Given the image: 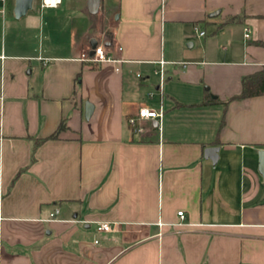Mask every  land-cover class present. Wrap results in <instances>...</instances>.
Here are the masks:
<instances>
[{
    "label": "crops",
    "instance_id": "1",
    "mask_svg": "<svg viewBox=\"0 0 264 264\" xmlns=\"http://www.w3.org/2000/svg\"><path fill=\"white\" fill-rule=\"evenodd\" d=\"M104 2L122 63L80 60L87 0L37 2L38 48L6 42L14 0L0 13V264H264V95L234 99L264 68V0ZM161 58L187 65L159 88ZM141 107L163 114L138 133Z\"/></svg>",
    "mask_w": 264,
    "mask_h": 264
},
{
    "label": "built area",
    "instance_id": "2",
    "mask_svg": "<svg viewBox=\"0 0 264 264\" xmlns=\"http://www.w3.org/2000/svg\"><path fill=\"white\" fill-rule=\"evenodd\" d=\"M62 3V0H38V6L39 9H47V8H57L60 4ZM6 5V0H0V13L4 14V8ZM199 36H203L204 32L199 31L198 32ZM245 37L247 36V30ZM121 47H117V51H121ZM80 60L89 64H102V63H122V60H115L112 58L106 51L105 46L102 44H96V46L91 49L87 53H82ZM157 65V68L152 71V74L157 76L160 80L159 83V88L162 85L163 79H164V74H165V66L168 64L171 65H179L182 67H185L187 64L185 62H176V61H166L165 59L161 58L157 62H155ZM118 71L119 69H115ZM136 78L140 79L141 75L139 73L136 74ZM148 97H152V94H148ZM162 109L160 108L159 110H154L149 107H141L137 110V114L135 117H132L128 120V124L138 133L143 132V122L147 120H156L160 121L162 117ZM58 213V210H55L52 214H50V218L52 219L56 214ZM177 216L180 217V219H183V212H178ZM96 230L98 232H110L112 231V228L110 224L108 223H99L96 226ZM96 243V242H95Z\"/></svg>",
    "mask_w": 264,
    "mask_h": 264
},
{
    "label": "rangeland",
    "instance_id": "3",
    "mask_svg": "<svg viewBox=\"0 0 264 264\" xmlns=\"http://www.w3.org/2000/svg\"><path fill=\"white\" fill-rule=\"evenodd\" d=\"M71 1V0H69ZM113 3L115 4L117 0H112ZM37 2L38 0H34L33 2V7L34 10L28 11V16L32 15V14H36L38 9H37ZM72 5L74 3H71ZM66 3H64V7L65 8ZM104 9H105V13L109 11V7L107 4V0H105L104 2ZM65 10V9H64ZM108 10V11H107ZM103 10H100V14L102 15ZM72 13V12H70ZM77 15V14H76ZM100 15H95L94 17H90L89 15H85L84 16H79L77 15L75 18H73V22L75 21V23H73V28H74V46H76L80 41H84L86 45L89 44V42L86 41L87 39V35L89 34H93L94 36H96V39L98 41V43L100 44H105V42L103 41V37H105V33L103 34V37L100 36L101 32H105L106 31V24L104 22L103 19H101L99 17ZM9 18V22L10 23H6L5 21V28H6V42L11 43L13 41H18V42H22L24 44H26L28 47L30 48H38L39 45L41 44V37L39 35V31L38 29L35 28H29L27 27L26 24V17L23 16L22 18H20L19 20H15L13 19L14 17H11L10 15H7V19ZM8 22V21H7ZM116 25V24H114ZM112 25V27L114 26ZM114 31V28H111V32ZM110 32V33H111ZM0 33H1V25H0ZM105 35V36H104ZM105 41L106 40L105 38ZM113 48V46L111 47H105V49L107 50V52L113 56V54L111 53V49ZM154 102H157L158 97H154L153 99Z\"/></svg>",
    "mask_w": 264,
    "mask_h": 264
},
{
    "label": "water",
    "instance_id": "4",
    "mask_svg": "<svg viewBox=\"0 0 264 264\" xmlns=\"http://www.w3.org/2000/svg\"><path fill=\"white\" fill-rule=\"evenodd\" d=\"M34 0H14L13 16L15 20H19L26 15L28 11L33 9ZM101 0H87L86 10L87 13L91 16H95L100 8ZM96 40H90V46L93 49L96 46ZM91 113V107H88L86 104L85 108V119H88ZM217 152L218 148L209 147L204 149V158L209 159L212 164H215L217 161ZM258 156V172L263 179L264 184V150H259L257 152Z\"/></svg>",
    "mask_w": 264,
    "mask_h": 264
},
{
    "label": "trees",
    "instance_id": "5",
    "mask_svg": "<svg viewBox=\"0 0 264 264\" xmlns=\"http://www.w3.org/2000/svg\"><path fill=\"white\" fill-rule=\"evenodd\" d=\"M264 95V68H262L259 72L252 74L250 76L243 77L241 79V91L239 95H237L234 99H246L250 97ZM210 100H206L204 103H209ZM64 126L61 124L58 129L47 139H55L58 136L59 131L63 130ZM38 140L37 143H41L45 141Z\"/></svg>",
    "mask_w": 264,
    "mask_h": 264
}]
</instances>
